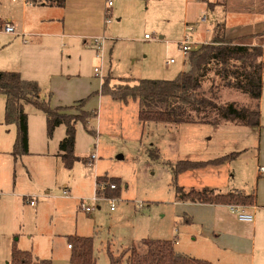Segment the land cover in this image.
Instances as JSON below:
<instances>
[{"label": "rangeland", "instance_id": "obj_1", "mask_svg": "<svg viewBox=\"0 0 264 264\" xmlns=\"http://www.w3.org/2000/svg\"><path fill=\"white\" fill-rule=\"evenodd\" d=\"M11 1L0 0V18L4 21L14 14ZM98 3L100 8L103 7L102 28L94 37L106 38L103 61L95 49L85 48L80 40L75 44L72 60L67 63L70 74L56 78L33 74L40 78L43 96L51 105L72 106L76 101L85 100L86 110L98 113V118L90 122L96 135L88 134L82 123H78L75 155L79 161L71 169L66 168L60 159L37 155L16 162L11 152L17 132L14 126L4 124L5 98L0 94V183L4 187L8 185L10 190L18 181L17 194H38L37 206L25 208L24 221L26 226H32L35 250L48 249L43 253L46 256L49 252L55 256H69L68 237L81 236L93 238L97 264H110L109 253L117 257L144 239L173 242L178 239L179 245L174 244L177 252L206 260L200 256L217 243L214 237L220 234L223 239L227 221L237 215L222 208L225 220L221 222L210 209H202L203 223L186 224L189 204L177 198L176 188L226 189L230 186L234 191L246 194H255L258 189V194L264 195V177L258 180L257 171L258 165H264V132L260 136L257 130L240 124H236L237 127L143 124L138 118V101L130 99L124 103L98 94L103 79L96 76V68L102 67L105 79H110L113 85L122 83L119 81L122 79L174 80L181 71L190 69L189 53L180 48L184 25L190 23L188 16H184V0H115L111 10L112 24L108 26H105L107 0H98ZM117 6L123 9L118 15ZM209 19L214 21V17ZM118 25L120 30H113ZM206 27L199 26L198 30H208L203 32L208 38L210 29L207 27L206 30ZM250 32L257 34L260 31L254 28ZM146 35L151 39H146ZM196 35L197 32L193 42L198 43L201 40L197 41ZM252 38L258 41L256 35ZM203 45L194 47L200 49ZM172 59L175 62L168 64ZM13 61L18 65L26 64L25 60ZM210 87L211 82L206 81V96H216L219 104L255 107L256 101L239 91L216 89L212 92ZM74 111L77 115L82 113L79 106ZM26 113L29 116L38 111L28 105ZM54 140L49 137L52 149ZM93 153H97L98 159L91 165V160L86 161V158ZM232 153L240 154L219 166L211 165L179 176L173 171L177 162L182 160L206 162ZM30 175L34 178L32 183ZM96 175L101 176L98 180L119 187L117 195L114 191L103 195L116 198L114 211H111L110 199L102 197L98 203L93 201ZM65 189L69 191L68 197L64 195ZM3 190L6 192L5 188ZM82 203L95 210L85 212ZM9 225V222H0V251ZM29 228L18 231L13 239H21L24 245L32 230ZM263 233L264 226L259 232L260 239Z\"/></svg>", "mask_w": 264, "mask_h": 264}, {"label": "trees", "instance_id": "obj_2", "mask_svg": "<svg viewBox=\"0 0 264 264\" xmlns=\"http://www.w3.org/2000/svg\"><path fill=\"white\" fill-rule=\"evenodd\" d=\"M34 6L64 8L66 0H27ZM189 71L180 73L174 80H121L112 84L103 79L98 94L109 96L115 101L127 103L130 99L139 102V121L148 123L209 124L222 122L258 127L260 122L259 101L263 91V48L235 44L226 36L225 26L217 24L209 44L188 54ZM211 82L210 90L232 89L256 101L254 108L239 107L235 103L219 104L218 98L208 97L204 83ZM133 82V83H131ZM42 89L38 82L26 80L17 72H0V94L6 99L5 124L16 125L17 134L11 155L15 161L26 156L29 151V118L26 106L32 105L47 118L48 136L64 125L65 138L60 143L61 159L66 168L71 169L79 161L75 155L77 124L82 123L88 134L96 135L90 122L98 118V113L83 111L81 115L68 114L78 106L52 108L50 100L41 97ZM81 109L85 100L78 103ZM240 153L206 162L182 160L173 167L176 176L182 173L219 166L238 158ZM119 187L115 192H117ZM177 198L183 202L227 205L255 206L256 194L242 191L220 193L214 189L177 187ZM71 259L69 264H97L93 238L70 236ZM110 264H213L208 260L195 259L176 251L173 241L142 240L139 244L123 251L119 256L109 253ZM10 264H56L50 259H37L31 251L20 249L16 243L12 247Z\"/></svg>", "mask_w": 264, "mask_h": 264}, {"label": "crops", "instance_id": "obj_3", "mask_svg": "<svg viewBox=\"0 0 264 264\" xmlns=\"http://www.w3.org/2000/svg\"><path fill=\"white\" fill-rule=\"evenodd\" d=\"M19 1L20 0L11 1V7L14 12L13 15H10L5 21L0 18V22L12 23L17 31L16 35L0 32V72H17L20 73L24 79L36 81L39 85H41L40 78L34 76L33 74L49 75L54 78L58 76L65 77L70 74V68L67 63L72 60L73 49L76 47V42L81 40L82 45L85 48H90L91 50L95 49L93 45V41L95 39L94 36L100 33L102 28L101 15L103 7H99L98 0H66L64 8L34 6L27 0H21V2ZM183 7L184 16H188L187 21L190 22L189 24H185L187 26L197 22L200 13H207L208 18L211 17V20L212 17H214V21H210L209 19L208 23L204 24V26H207L210 29L208 38L207 34L205 36L203 35V32H208L207 27V31H205V29L198 30L199 27H197L198 31L196 30L194 32L193 38L197 32V41L198 39L201 41H198L199 44L194 42L193 51H196L200 44L211 43L214 36L215 26L217 24H222L225 26L227 38L235 44L249 47L261 46L263 48L264 62V0H184ZM122 10V7L117 6V15ZM208 13L212 16L209 17ZM118 21H121V19L119 18ZM185 25L183 29V31H185L184 37L187 29V26ZM254 28H259L260 32L257 34H254L256 32H250V29ZM113 30H120V25L115 27ZM255 35L258 38V41L256 42L254 41V38H252ZM145 37H147V35ZM161 39L163 38L161 37ZM196 45L198 46L194 47ZM13 48H15L17 52L11 51ZM13 59L25 60L26 64L25 66L23 64L18 65L16 64V61H13ZM182 72L184 71H181L180 73ZM109 74L112 76L111 71H109ZM102 77V79L106 77L103 69ZM112 77L114 78V76ZM127 80L135 81L133 79ZM41 97L46 99L43 96V92L41 93ZM80 101L81 100L74 102L72 106L55 104L51 105V107L55 109L79 106L78 103ZM259 106L261 125L249 128L257 130L260 133V136H262V133L264 132V86ZM36 110L38 113H32L28 116L30 153L19 158V160H26V158L32 155H37L42 158H51L53 160L60 159L62 161L59 147L61 141L65 138L66 127L64 125L58 127L53 136L50 137L55 139L53 141L55 142V145L52 149L47 132L46 115L38 109ZM82 110L88 112L85 107H83ZM67 113L77 115L74 110L68 111ZM231 125L236 127L239 126L233 123H222L220 125H215V127H228ZM5 126L9 127L6 124ZM10 126H14V130L17 132L16 125ZM6 138L8 145L9 137L7 136ZM3 141L4 139L1 137V142ZM90 158L91 157L86 158V161L90 160ZM91 165H94V163ZM261 168H264V165H258L257 167L259 176L258 180L261 177H264V171H262ZM99 177L101 176H95V185ZM30 181L31 183L34 182V178L31 175ZM18 186V181H16L12 187L10 186L11 188L9 190L8 185L7 187H4L2 186V183H0V222L10 223L8 230L5 232L6 234L4 236V243H2V251H0V264L11 263L12 247L14 243H16L22 250H31L37 259H51L56 264H69L71 254L67 257H63L55 256V253L52 252L51 254L49 252V254H47L49 256H46L43 253H47L48 249L45 251H38L36 248L35 250V239H33L34 235H32V226H26L24 221V211L25 208L29 206L25 203L24 199L26 197H33L37 199L39 196L33 192L32 194H24L21 192L17 194L16 191L18 190ZM183 187L185 189L194 188L197 190L209 188L220 193H228L235 190L230 188V186L226 189L219 187ZM3 188H5L6 192ZM257 190L255 193L257 196L256 205L244 207L246 213L253 215V223L240 222L238 218L233 215L234 217L230 219L231 221H227L223 239H220V234L214 237L217 242L215 243L216 245L213 244L207 252L208 254L206 253L200 257H204L203 259L209 260L214 264H264V233L261 234V239L259 237V232L264 226V195L261 193L258 194ZM187 204H189L187 213L189 218H186V224L203 223L204 218L201 215L202 209H210V211L214 212L216 215L215 218H218L221 222H224L225 220L224 217H222L224 215L222 212L223 209L230 210L233 213L231 207L227 205H209L190 202H187ZM240 226L244 227L241 229ZM26 227H30L29 229L32 230H30V235L26 238V242L22 245V240H14L13 236L19 233L18 231H22V229H25ZM35 228L36 230L38 229L37 227ZM174 241L175 245H179L178 239ZM68 250L71 251L69 247ZM36 254H39L40 256Z\"/></svg>", "mask_w": 264, "mask_h": 264}, {"label": "built area", "instance_id": "obj_4", "mask_svg": "<svg viewBox=\"0 0 264 264\" xmlns=\"http://www.w3.org/2000/svg\"><path fill=\"white\" fill-rule=\"evenodd\" d=\"M115 0H107L106 3V14H105V26L111 25L112 24V13L111 10L113 9L114 5H115ZM209 21L208 15L207 13H200L197 22L192 23L190 25L187 26L186 29V35L183 39V41L180 43V48L184 53H190L193 51V35L194 32L197 30V27H199L200 25H204L207 24ZM0 32H5L7 34H11V35H16L17 31L15 26L10 23V22H0ZM146 38H150L148 35ZM106 42V38L103 37H97L94 39L93 41V45L94 48L96 49V51L98 52V57L100 59H102L103 61V55H104V44ZM175 61L174 59L168 61V64H173ZM95 73L97 77L103 78L102 77V69L101 68H96L95 69ZM98 159L97 153H93L90 160V163H94L95 160ZM262 171H264V168H261ZM96 196L94 197L93 201L98 203L99 200L102 197H105L103 195L106 194L107 191H116L118 189L117 184L109 182V181H100L97 179L96 181ZM64 195L66 197L69 196V191L67 189H65L64 191ZM1 197V195H0ZM107 198V197H105ZM36 198L33 197H26L25 203L31 207H35L37 205V201L35 200ZM110 199L112 206H111V211L115 210V205L114 203L116 202V198H107ZM233 213H235L237 215V218L240 222H244V223H253L254 221V217L251 214H248L245 212L244 210V206H230ZM82 209L87 212V213H92L95 208L92 207H86L83 203H82ZM177 243V242H176ZM69 249H71V245L68 246Z\"/></svg>", "mask_w": 264, "mask_h": 264}, {"label": "water", "instance_id": "obj_5", "mask_svg": "<svg viewBox=\"0 0 264 264\" xmlns=\"http://www.w3.org/2000/svg\"><path fill=\"white\" fill-rule=\"evenodd\" d=\"M120 158H123V156H120Z\"/></svg>", "mask_w": 264, "mask_h": 264}]
</instances>
